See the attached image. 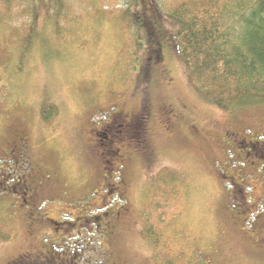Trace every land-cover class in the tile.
<instances>
[{
    "label": "rangeland",
    "instance_id": "374dc122",
    "mask_svg": "<svg viewBox=\"0 0 264 264\" xmlns=\"http://www.w3.org/2000/svg\"><path fill=\"white\" fill-rule=\"evenodd\" d=\"M49 1L36 0L30 41L29 16L0 24V165L18 160L19 171H6L44 188L34 207L21 203L19 190L0 193V264L32 242L56 253L83 249L80 262L91 264H264V167L244 166L247 151L238 147L264 131V104L226 110L205 99L171 41L163 60L150 58L153 44L126 15L130 0H63L59 13ZM177 1L160 0L166 8ZM43 108H51L47 116ZM146 108V144L118 143L108 172L104 152L125 134L109 130L100 141L96 130L116 112L131 119ZM231 176L244 179L254 213L241 215ZM115 187L121 214L113 239L94 223L67 234L46 219L80 226ZM31 221L40 224L34 237ZM40 229L59 235L45 246Z\"/></svg>",
    "mask_w": 264,
    "mask_h": 264
},
{
    "label": "trees",
    "instance_id": "16d2710c",
    "mask_svg": "<svg viewBox=\"0 0 264 264\" xmlns=\"http://www.w3.org/2000/svg\"><path fill=\"white\" fill-rule=\"evenodd\" d=\"M51 1L59 13L63 0ZM19 15L29 16L30 41L37 34L33 33L39 17L36 0H0V24ZM126 15L153 44V60H163V46L173 43L190 82L211 103L226 110L264 104V0H179L170 8L160 0H130ZM48 110L43 108L45 116ZM112 119L117 121L116 132L131 130L130 142L146 144L147 111L130 120L121 113ZM124 140L114 142L117 150H111L107 161H115L118 143Z\"/></svg>",
    "mask_w": 264,
    "mask_h": 264
},
{
    "label": "flooded vegetation",
    "instance_id": "af4514ba",
    "mask_svg": "<svg viewBox=\"0 0 264 264\" xmlns=\"http://www.w3.org/2000/svg\"><path fill=\"white\" fill-rule=\"evenodd\" d=\"M163 110V108H161ZM167 111H172V107L168 106L166 107ZM262 125H264V121L262 122ZM111 126L109 124H105L102 127H100V130H97L96 133L99 136L100 141L101 135L105 134V131L108 130ZM128 137L126 138L127 142L130 141V138L132 137V131L127 130ZM255 137V138H254ZM252 137V139L243 138L242 141L239 143V147L244 148L247 151V155L242 158V162L244 166H247L249 169L255 168L256 165L264 167V131L262 133H259L258 135ZM260 138V140H259ZM262 140V141H261ZM241 144V145H240ZM104 144L101 143V147H103ZM7 160H10L8 158ZM10 169L12 171L13 169L18 170V160L16 163V166L14 168L8 167V166H1L0 165V193L11 196L12 192L15 193V191H18V194L23 199V202L27 204L28 206L34 207V201L33 197L37 195L42 189L43 184L37 183L32 177H29L27 179L26 175H19L17 177H13V175L6 171V169ZM230 180V183L233 185L234 191H232V194H235L233 197L237 200L239 197L240 206L244 208V211L242 212V216H247L248 212L252 211L254 213V207L257 206V202L253 200V202L247 203V199H253L250 196H247L245 193V186L246 183L244 182V179H242V183L237 182L235 177L231 176L228 178ZM15 181V184H13L10 187H7L6 184H9V182ZM43 181V180H40ZM243 183L245 185H243ZM39 184V185H38ZM246 188H248L246 186ZM6 195V194H5ZM239 195V196H238ZM259 199V198H258ZM263 199V197H262ZM107 200L109 199H103L102 205H105L107 203ZM239 201V200H238ZM241 202L244 204H241ZM247 204H250L249 206ZM37 210V208H35ZM120 213H118V210L112 207H107L106 209L101 212L100 214H97L95 218L92 219H86L83 223L79 226L76 222L69 223L68 226L63 227L64 232L67 234H72V232H79L81 234V231L85 229L87 224L94 223L96 224L97 228H100V233L104 234L107 239L114 238L115 233L117 232V219L119 217ZM252 215V214H250ZM36 221L32 223V227L35 225ZM40 224L35 225L33 229L29 231V235L34 237L33 232L36 231V228ZM31 227V228H32ZM58 230V228H56ZM41 230V229H40ZM42 231V230H41ZM43 239L44 242H47L45 246L50 243V238L53 237L55 234L53 231L49 230H43ZM59 235V234H58ZM112 238V239H113ZM34 240V239H30ZM33 243V242H32ZM31 244L29 249H26V251H23V254H18L14 258H12L10 261H7L6 264H91V260H85L83 262H80V258L82 257L84 250L81 251H75L73 254H70V247H65L62 250V253H56V250L52 247V249L48 248H38L35 244ZM75 246H73L74 248ZM57 248V247H56ZM60 249V247H58ZM105 250V249H104ZM22 253V252H21ZM79 259V260H76ZM81 259H84L82 257ZM101 264H125V262L122 259H117L116 261H113L112 258L109 259H99Z\"/></svg>",
    "mask_w": 264,
    "mask_h": 264
}]
</instances>
